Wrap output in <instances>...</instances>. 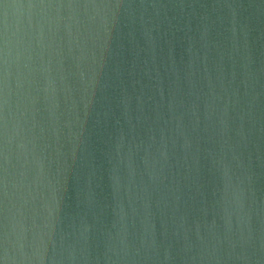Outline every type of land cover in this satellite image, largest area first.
<instances>
[{
    "label": "water",
    "instance_id": "obj_1",
    "mask_svg": "<svg viewBox=\"0 0 264 264\" xmlns=\"http://www.w3.org/2000/svg\"><path fill=\"white\" fill-rule=\"evenodd\" d=\"M0 264H264V0H0Z\"/></svg>",
    "mask_w": 264,
    "mask_h": 264
}]
</instances>
